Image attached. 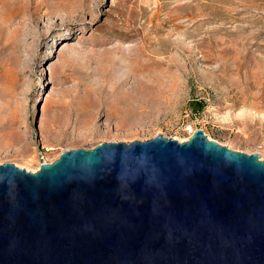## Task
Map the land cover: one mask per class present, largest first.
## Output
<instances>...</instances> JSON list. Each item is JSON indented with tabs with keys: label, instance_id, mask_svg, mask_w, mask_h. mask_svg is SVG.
<instances>
[{
	"label": "rangeland",
	"instance_id": "374dc122",
	"mask_svg": "<svg viewBox=\"0 0 264 264\" xmlns=\"http://www.w3.org/2000/svg\"><path fill=\"white\" fill-rule=\"evenodd\" d=\"M200 129L264 160V0H0V165Z\"/></svg>",
	"mask_w": 264,
	"mask_h": 264
},
{
	"label": "water",
	"instance_id": "95a60500",
	"mask_svg": "<svg viewBox=\"0 0 264 264\" xmlns=\"http://www.w3.org/2000/svg\"><path fill=\"white\" fill-rule=\"evenodd\" d=\"M0 264H264V160L200 129L2 164Z\"/></svg>",
	"mask_w": 264,
	"mask_h": 264
}]
</instances>
